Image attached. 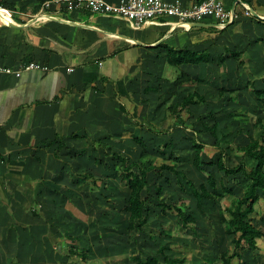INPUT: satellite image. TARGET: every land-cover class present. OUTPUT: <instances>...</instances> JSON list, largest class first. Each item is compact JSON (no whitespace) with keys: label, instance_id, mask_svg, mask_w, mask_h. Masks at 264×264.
Returning <instances> with one entry per match:
<instances>
[{"label":"crops","instance_id":"0c3cea01","mask_svg":"<svg viewBox=\"0 0 264 264\" xmlns=\"http://www.w3.org/2000/svg\"><path fill=\"white\" fill-rule=\"evenodd\" d=\"M166 1L192 7L203 0ZM234 1L228 5L238 18L226 27L214 16L185 25L157 16L136 27L123 16L72 9L56 0H0V6L13 10L11 21L0 19V66L12 70L0 73V254L14 250V243L20 251L21 241L10 238L13 233L26 235L19 233L23 228L33 236L38 232L34 224L29 226L32 217H39L33 213L37 206L64 207L65 191L79 190L80 160L91 140L106 134L104 128H112L107 132L111 142L123 140L126 129L137 125L134 119L160 126L166 104L197 89L205 103L194 106L195 117L183 115L193 128L198 116L207 123L197 109L208 105L210 91L219 94L225 85L238 86L220 98L231 94L229 104H239L240 95L252 91L249 79L264 89V0H242L258 16L245 15L244 6ZM41 14L54 18H39ZM197 22L203 25L195 26ZM168 47L210 58L208 63L181 65L201 82L177 84V71L167 64ZM234 52L240 55L233 57ZM31 64L41 67L27 69ZM252 103L255 120L264 115V103L257 98ZM215 110L210 107L208 114L218 122L221 135L225 127ZM227 114L235 119L242 112L235 108ZM173 121L182 126L176 117L166 125L174 128ZM68 157L69 165L55 172ZM51 234L42 238L60 249L61 240L56 235L51 239Z\"/></svg>","mask_w":264,"mask_h":264},{"label":"rangeland","instance_id":"374dc122","mask_svg":"<svg viewBox=\"0 0 264 264\" xmlns=\"http://www.w3.org/2000/svg\"><path fill=\"white\" fill-rule=\"evenodd\" d=\"M231 81L237 79L231 78ZM240 81V80H239ZM242 81V80H241ZM218 90V89H217ZM231 95V94H230ZM227 94L225 98H220L216 90L208 93L209 101L208 107L198 108V113L207 119V123H214V119L209 118V108H216L214 114L225 127V133H229V138L236 140V142L248 141V136L245 134H238V130L246 128L252 131L254 136L258 135V130H254L253 123L256 116L254 104L252 99L256 96L251 92L244 91L240 95L239 104H229ZM228 102V103H227ZM229 104V105H227ZM237 108L242 112V115H237L235 119L232 116H227L228 110ZM200 109V110H199ZM196 110V111H197ZM201 112V113H200ZM245 112V113H244ZM197 113V114H198ZM188 115L185 113L184 117ZM137 125L129 126L124 132L123 140L107 141L112 128L106 127L103 129L100 139L96 141L91 140L86 147V156L80 160L81 174L79 190L65 191L64 207H39L36 209L43 211L42 216L32 217L33 223L30 225L36 226L38 232L34 230V240L32 230L22 229L19 233L26 232V235L10 236L19 240L21 249L18 252L17 245L14 243V250L5 254H0V264H85L78 256H73L70 260H66L64 256L68 254L70 247L76 248H91L90 264H137L129 259L132 254H139L149 256L158 250L159 245L168 244L172 247L167 253L172 256L186 257L190 264H220V253L227 247L232 248L230 237L224 233L223 227L219 223L218 209L226 207L230 204V197L217 201H205L204 208L201 210L197 206V201L191 193V187L187 183L186 191H182L181 187L176 181L174 174L167 173L170 182H167L165 177L159 178L160 183L164 185V190L158 194L155 190L149 194L147 208L151 212L150 224L146 227V232H129L126 226V219L129 212L126 209L127 199L129 196V189L124 182L121 181L117 170L119 166L118 160L113 156L114 150H120L125 155H128L131 160L141 159L143 164L147 167L149 163H154L159 166L164 161V156L159 155L156 151L161 144L166 143L169 137L162 135V137L155 139L152 137V129L147 127V121H140L134 119ZM143 122L145 124H139ZM157 122V121H154ZM172 122V120H170ZM175 123L173 121L172 126ZM158 127V126H157ZM176 127V131L172 132ZM170 127V134L175 139L176 145L173 149L180 154L185 161L182 163V168L185 169L194 181H203L206 173H199L192 164L194 149L191 143L192 127L188 130L182 129L181 125ZM198 128H203L201 122L197 124ZM182 129V130H181ZM211 132L203 131L200 137L206 140V143L212 145L215 141ZM133 135L144 137L148 143V154L142 157L140 155L141 147L132 139ZM220 135V134H219ZM107 137V138H105ZM105 141V142H104ZM172 150L171 147L166 148L167 152ZM205 157L216 160L218 156L217 149L207 146ZM240 154H236L231 159L227 160L228 165H235L240 160ZM84 156V155H83ZM76 160V159H75ZM249 165L254 164L252 160L246 161ZM59 167L55 171H59L64 165H69V157L59 162ZM79 169V168H78ZM209 171L216 173L217 180H219L223 173L217 172L214 167H209ZM157 170L149 173V181L158 179L156 175ZM85 174L89 176L85 177ZM227 179V177H226ZM241 180V181H240ZM245 178L229 179L230 184L235 186L237 193L242 190L245 183ZM180 196H184L189 202L190 212L197 216L198 235L193 234L188 229L182 227L176 215L169 213L164 215L158 202L163 199L169 201L177 200ZM75 198V199H74ZM255 224L262 227L264 231V200L256 205V213L253 214ZM30 221V220H29ZM39 223V224H38ZM24 227V226H23ZM52 227V228H51ZM56 235L59 240H62L64 249L58 251V244H52L47 239V244L44 237L48 232ZM69 232L70 237H79V240H72L65 238V232ZM33 242V243H32ZM44 242V243H42ZM43 244L44 247H43ZM259 249L257 251L246 250L242 252V258H235L234 264H264V237L258 240ZM46 246V247H45ZM19 247V245H18ZM63 254H62V253ZM74 259L76 262H73ZM211 260V262H208ZM66 261V262H65ZM68 261V262H67Z\"/></svg>","mask_w":264,"mask_h":264},{"label":"trees","instance_id":"16d2710c","mask_svg":"<svg viewBox=\"0 0 264 264\" xmlns=\"http://www.w3.org/2000/svg\"><path fill=\"white\" fill-rule=\"evenodd\" d=\"M188 49H174L168 47L167 64L172 66L176 70V82L179 85H188L190 83L201 82L200 78L193 79L191 75L183 70L181 65L183 64H201L208 63L210 58L197 54ZM197 54L195 58L194 55ZM233 57H238L239 52H234ZM227 57H223L220 60L225 61ZM238 59V58H236ZM240 64H244V60L240 59ZM247 85L251 88L256 98L264 103V89H257L254 80L249 79ZM238 86L225 85L220 88L219 96L223 97L227 92H234L238 90ZM206 98L204 93L199 90L190 92L179 102L170 101L166 104L165 115L162 119L160 126L155 127L154 124L148 123L149 128L154 132V138L162 137L161 132L166 135L168 141L161 144L157 149L159 155L164 156V161L159 166L154 163H149L146 167L142 160H131L128 155H125L120 150L113 149V156L118 160L119 166L117 175L120 176L121 181L129 189V196L127 199L126 209L129 212L126 219V228L129 232H146V227L150 224L151 212L147 208V202L149 200V194L152 190H155L158 194H161L164 190V185L160 183L159 178L165 177L167 182H170V178L167 173L174 174L177 178L176 181L181 187L182 191H186L187 183L191 187V193L197 201V206L202 210L204 208L205 201H217L230 197V204L226 207L219 208V223L223 227L224 233L230 237L232 248L227 247L220 253V264H234L235 258H242V252L246 250L257 251L259 249L258 240L264 237V231L262 227L255 224L256 205L264 200V115H259L254 120L253 128L258 130V135L254 136L252 131L246 128L238 130V134H245L248 136L246 142H236L234 139H229V135L222 131L219 135V124L214 123L209 126L205 123L201 116L196 118V122H202L203 128H197L193 123L191 143L194 149V156L192 164L196 171L199 173H206V177L199 183L194 181V178L182 168V163L185 161L183 157L173 149L176 145L175 140L170 136V127L166 125L169 118L176 117L182 124V129L187 130L189 126L187 121H184L183 115L186 113L190 118L195 117L194 106L205 103ZM124 107V106H122ZM139 124H143L140 122ZM145 125V124H143ZM203 131L211 132L213 139L215 140L212 145L206 143V140L199 135ZM160 135V136H159ZM86 136V135H85ZM132 139L141 147L140 155L148 154V143L144 138L140 136H132ZM60 148L65 147L64 143H60ZM207 146H211L218 151L216 160L205 157V149ZM171 147L170 152L166 151V148ZM240 154V160L235 165H228L227 160L234 157L236 154ZM252 160L254 164L249 165L246 161ZM209 167H214L217 172L223 173V176L217 180L216 173L209 171ZM153 170L156 171L158 179L153 182L149 181V173ZM89 174H85V177ZM245 178V185L241 191L237 193L235 186L230 184L229 179ZM227 177V179H226ZM241 181V180H240ZM161 207L162 213L168 215L172 213L178 217L179 223L182 227L188 229L193 234L198 235L197 222L198 218L192 212H190V205L184 196H180L177 200L167 201L161 199L158 202ZM34 215L41 216V213L34 209ZM65 238H69V232H65ZM51 239H55V236L51 234ZM72 240H79V237H70ZM60 249L62 251L64 246L62 240L58 241ZM68 254L64 253L66 260H70L73 256H78L85 262L90 264V251L91 248H76L70 247ZM172 247L168 244L158 246V250L154 254L149 256H143L139 254H132L129 259L137 264H190L186 257L172 256L167 253ZM62 253V252H61ZM63 254V253H62ZM74 260V259H72ZM73 262H76L75 260ZM211 262V260H208ZM80 264V262H79Z\"/></svg>","mask_w":264,"mask_h":264},{"label":"built area","instance_id":"2783aa9c","mask_svg":"<svg viewBox=\"0 0 264 264\" xmlns=\"http://www.w3.org/2000/svg\"><path fill=\"white\" fill-rule=\"evenodd\" d=\"M69 8L88 9L96 13L115 14L125 17L132 25L140 27L146 23L153 22L157 16L172 17L176 23L185 25L190 21H202L207 16H214L219 20L221 27H226L238 18L235 9H231L228 0H203L202 2L187 7L182 2H168L166 0H121L118 3L107 0H56ZM242 4L245 15L253 16V9L242 0L234 1V4ZM45 5H49L46 2ZM34 18L38 15H34ZM54 18V16L40 15L39 18ZM13 10L0 6V19L11 21ZM39 64H31L27 69L40 68ZM12 72L11 69L0 66V73ZM19 74V72H17Z\"/></svg>","mask_w":264,"mask_h":264},{"label":"water","instance_id":"95a60500","mask_svg":"<svg viewBox=\"0 0 264 264\" xmlns=\"http://www.w3.org/2000/svg\"><path fill=\"white\" fill-rule=\"evenodd\" d=\"M254 15L255 16H258L255 12H254ZM203 24L201 23V22H197L196 24H195V26H202Z\"/></svg>","mask_w":264,"mask_h":264}]
</instances>
